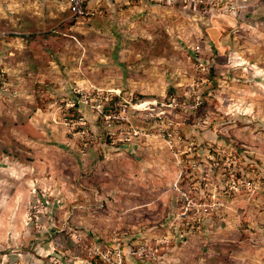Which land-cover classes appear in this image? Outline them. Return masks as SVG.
<instances>
[{"label":"rangeland","instance_id":"obj_1","mask_svg":"<svg viewBox=\"0 0 264 264\" xmlns=\"http://www.w3.org/2000/svg\"><path fill=\"white\" fill-rule=\"evenodd\" d=\"M112 1L0 0V264H264L260 18Z\"/></svg>","mask_w":264,"mask_h":264},{"label":"crops","instance_id":"obj_2","mask_svg":"<svg viewBox=\"0 0 264 264\" xmlns=\"http://www.w3.org/2000/svg\"><path fill=\"white\" fill-rule=\"evenodd\" d=\"M115 1L119 2L117 6L119 5L120 7L122 4L121 0H115ZM129 1H131L133 5L128 6V8H132V9L134 8L142 9L143 8L144 10H146L147 8L152 7L153 4L163 5L159 3V1H155V0H129ZM235 1L238 6L233 10H230V11L226 10V13L234 14L238 18H241V19L244 18L245 20V19H248L249 17L251 18L253 14L250 12V10L252 11L254 8V11H255L254 14H257L258 18H260V21L258 23L262 24L264 28V21H263L264 20V0H235ZM104 2L109 5L111 10L114 8L113 6L110 5L111 2H113L112 0H87V3L89 6L97 7V9H100V6ZM65 7L68 8L66 4H65ZM190 8H193L194 10H196V8L194 7H190ZM179 9L181 10L182 8H179ZM223 11H225V9H223ZM1 75H2V68H0V76Z\"/></svg>","mask_w":264,"mask_h":264},{"label":"built area","instance_id":"obj_3","mask_svg":"<svg viewBox=\"0 0 264 264\" xmlns=\"http://www.w3.org/2000/svg\"><path fill=\"white\" fill-rule=\"evenodd\" d=\"M62 1L67 5V7H69L72 15L77 17H83L85 15H93L96 11L100 10L97 9V7L89 6L87 0H62ZM155 1L163 2L168 6H172V7L179 6L181 8H188V7L190 8L191 7L190 4H193V6L195 7L197 4H202L204 0H185L182 1L181 5L177 2V0H155ZM237 6L238 5L235 0H210V3L205 4L201 10L208 11L219 7L222 10L225 9L227 11H230L235 9ZM2 34L3 33L0 32V38L2 37ZM4 87H5L4 83H1L0 88H4ZM2 260L3 262H6L5 260L7 259H2Z\"/></svg>","mask_w":264,"mask_h":264},{"label":"trees","instance_id":"obj_4","mask_svg":"<svg viewBox=\"0 0 264 264\" xmlns=\"http://www.w3.org/2000/svg\"><path fill=\"white\" fill-rule=\"evenodd\" d=\"M182 1H185V0H177V2L181 5ZM130 4L129 5H126V6H132V2L129 1ZM161 4H163L164 6H168L167 4L163 3V2H159ZM210 3V0H204L202 4H197L195 7L193 6V4H190L191 7L193 6L194 8L198 9L201 11L202 7L205 5V4H209ZM219 7L217 8H214V9H218ZM67 10L70 12V14L72 15L69 7L67 8ZM226 11V10H225ZM74 16V15H73ZM77 17V16H76ZM84 17V16H83ZM82 18V17H81ZM4 73L2 72V75L0 76V84L1 83H4ZM173 92V91H172ZM119 99V97L117 95H113L107 104L104 105L103 107V111H102V114L101 115H105L108 110H111L114 108V104L115 102ZM200 107V106H199ZM22 126L25 128L27 127L28 131H29V134H32V128L30 127V125L26 124V123H23ZM21 251L19 250V252H15L13 254V257H12V254L10 255L11 258H15L16 260H18V263L19 264H56L54 263L53 261L50 260V254H46V255H42V254H39L37 253L35 250H33L31 247H28V246H23L21 247ZM9 252V251H8ZM86 253L83 255V257L87 258L86 257ZM75 261H74V258L70 257V256H67L64 258V262L63 264H74Z\"/></svg>","mask_w":264,"mask_h":264}]
</instances>
